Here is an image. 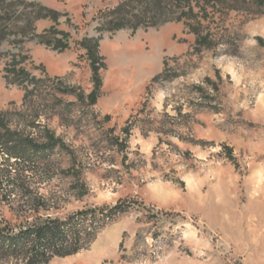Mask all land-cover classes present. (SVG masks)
<instances>
[{
    "label": "rangeland",
    "instance_id": "obj_1",
    "mask_svg": "<svg viewBox=\"0 0 264 264\" xmlns=\"http://www.w3.org/2000/svg\"><path fill=\"white\" fill-rule=\"evenodd\" d=\"M228 1L204 21L217 44L198 49L176 0H0V113L76 156L57 149L51 179L31 178L52 212L131 204L50 264H264V7ZM85 39L106 64L95 105L79 99L95 87ZM165 69L179 77L154 81Z\"/></svg>",
    "mask_w": 264,
    "mask_h": 264
},
{
    "label": "trees",
    "instance_id": "obj_2",
    "mask_svg": "<svg viewBox=\"0 0 264 264\" xmlns=\"http://www.w3.org/2000/svg\"><path fill=\"white\" fill-rule=\"evenodd\" d=\"M250 2L264 7V0ZM175 5L180 11L183 10L181 19L191 20L188 25L197 37L198 49L212 48L217 44V37L204 28V21H208L210 14L208 8L215 9L219 5L235 7L228 0H176ZM196 8L198 11L195 13ZM54 19L58 20L57 13H54ZM126 26L119 22L116 29ZM58 35L62 38H57ZM68 38L65 32H55V47L60 51L67 50L70 47ZM258 40L259 43L264 42L262 38ZM81 46L86 49L91 61L95 87L89 95H80L79 99L95 105L102 85L100 71L106 64L100 55L98 40L85 39ZM19 73L33 82L24 69ZM177 77L179 75L172 76L165 69L154 81H170ZM206 83L214 85L211 78H207ZM197 90L204 98L203 103L210 104L211 96L204 94L205 89L198 86ZM56 102L57 107L62 106L61 101ZM32 127L36 128L37 125L33 124ZM130 130V127H126L123 131L128 135ZM119 143L122 149L126 148V141ZM57 149L76 159L70 147L55 132L44 128L39 138L25 136L19 129L13 128L5 113H0V155L4 157L0 162V264H50L56 258L74 256L89 249L106 225L131 208L130 203L119 202L114 206L90 208L63 216L52 212L56 203L42 193L43 183H34L31 178L51 179L49 159ZM227 150L231 152L230 148ZM229 155L232 157V154Z\"/></svg>",
    "mask_w": 264,
    "mask_h": 264
}]
</instances>
